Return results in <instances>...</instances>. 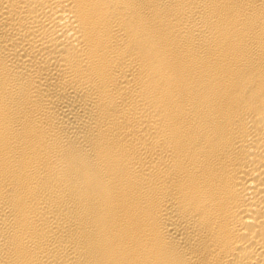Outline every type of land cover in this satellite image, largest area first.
<instances>
[{
  "label": "bare ground",
  "instance_id": "6f19581e",
  "mask_svg": "<svg viewBox=\"0 0 264 264\" xmlns=\"http://www.w3.org/2000/svg\"><path fill=\"white\" fill-rule=\"evenodd\" d=\"M0 264H264V0H0Z\"/></svg>",
  "mask_w": 264,
  "mask_h": 264
}]
</instances>
